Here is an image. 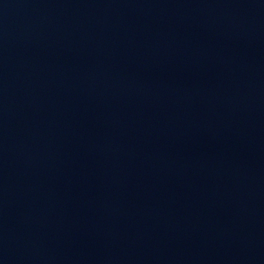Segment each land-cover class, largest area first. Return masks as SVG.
I'll return each instance as SVG.
<instances>
[{
    "label": "water",
    "instance_id": "1",
    "mask_svg": "<svg viewBox=\"0 0 264 264\" xmlns=\"http://www.w3.org/2000/svg\"><path fill=\"white\" fill-rule=\"evenodd\" d=\"M0 264H264V0H0Z\"/></svg>",
    "mask_w": 264,
    "mask_h": 264
}]
</instances>
